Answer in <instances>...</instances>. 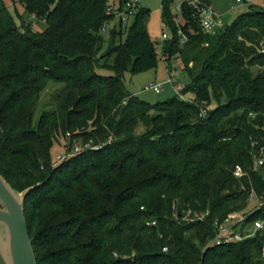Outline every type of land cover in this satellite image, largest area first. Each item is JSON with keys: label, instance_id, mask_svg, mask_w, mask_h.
Instances as JSON below:
<instances>
[{"label": "trees", "instance_id": "16d2710c", "mask_svg": "<svg viewBox=\"0 0 264 264\" xmlns=\"http://www.w3.org/2000/svg\"><path fill=\"white\" fill-rule=\"evenodd\" d=\"M174 4L162 1L169 37L160 51L144 5L126 30L119 22L103 33L109 0H0V173L17 191L32 188L24 211L37 264H264L258 236L209 244L216 222L244 210L253 187L264 192L251 147L252 138L264 143V8L251 5L208 34L189 6L179 26ZM176 54L189 76L182 92L194 101L153 104L127 89L126 72L154 69L161 55L171 67ZM51 81L64 86L35 122ZM205 101L217 107L203 118ZM62 138L102 147L55 164ZM238 163L248 175H234ZM258 217L264 208L248 221Z\"/></svg>", "mask_w": 264, "mask_h": 264}, {"label": "rangeland", "instance_id": "374dc122", "mask_svg": "<svg viewBox=\"0 0 264 264\" xmlns=\"http://www.w3.org/2000/svg\"><path fill=\"white\" fill-rule=\"evenodd\" d=\"M120 0H109L110 3L118 5ZM142 4L149 8V13L146 16V26L148 29V32L151 36V38L157 43L161 44L163 42L162 39V33L164 31V28L162 26V2L161 0H142ZM212 5L222 15V18L225 22V24H232L242 13L248 11L250 9L251 5L264 8V0H242L241 2H238L237 0H212ZM19 12L26 17L28 20H31V25L35 30H44L46 27V23L44 21H40L35 19L36 17L34 15L30 16L26 14L22 8V6L18 5ZM11 11L15 14L17 19L20 21L19 16L17 15V12L14 8V6H11ZM136 14L129 15L127 20H125L124 23V29L126 30L127 27L132 25V23L135 21ZM182 21L184 24L186 21L179 17L178 18V25L179 22ZM27 21L26 23H28ZM118 19L115 18L111 24L117 23ZM109 24V26H111ZM180 26V25H179ZM180 30V29H179ZM178 30V31H179ZM169 31V30H167ZM179 34V33H178ZM182 45V43H181ZM260 52H264V39L260 43ZM176 54L171 60H170V66L171 69L175 71L176 77H175V85L177 86L178 83H182L183 85L187 84L189 82V76L188 74L183 70V62L182 58L177 56ZM168 63L166 60H164L163 56L161 55L159 57L158 65L156 68L139 73V74H132L130 72L125 73V84L127 89L138 96L141 100H145L150 103H158L163 102L165 100H168L170 98H173L178 95V91L176 90L175 85L172 82H169L168 80ZM263 70L261 66H255L252 68L253 76L255 77L258 73H260ZM99 73L104 75H112L114 74L113 70L102 66L98 68ZM161 84L163 86V89L161 92H156L153 90L154 85ZM64 86L63 83H56L54 81H51L47 87L46 90H44L41 94V100L38 105V108L35 111L34 114V121L37 122L39 120V117L41 113L46 110L50 109L55 105V94L57 89L62 88ZM190 99L195 100V95L191 92H188L186 95ZM203 107L208 108L209 111L213 110L217 107V104L215 101L207 102L205 101L203 103ZM157 111H151L152 114H155ZM146 131V127L144 124L139 123L135 127V132L137 134H142ZM61 143H55L52 147V159L55 164H59L66 160L69 157H72L78 153L84 152L86 150H97L92 146L91 141H85L83 138H75L71 143L70 150L67 151V147L69 142L65 140L64 138L61 139ZM79 148V152H75V149ZM101 148V147H100ZM98 148V149H100ZM65 155V158L62 160H59V156ZM252 204H249L248 209L252 207ZM154 220L148 221V224L150 222H153ZM3 223L0 222V250L5 253V257L1 258L0 264H5L4 261L7 263L10 260V253H7L8 245L7 239H6V229L4 226H2ZM7 244V245H6ZM117 255V253H116Z\"/></svg>", "mask_w": 264, "mask_h": 264}, {"label": "built area", "instance_id": "2783aa9c", "mask_svg": "<svg viewBox=\"0 0 264 264\" xmlns=\"http://www.w3.org/2000/svg\"><path fill=\"white\" fill-rule=\"evenodd\" d=\"M163 0H161L162 2ZM238 2H241L242 0H237ZM143 6L142 0H126L125 3L122 4H112L109 2L108 8H107V14L112 16V19L106 23L101 29L103 33H106L108 31V28L110 27L109 24L112 23V21L117 18L118 22L125 23V20H127L129 15L136 14L137 11ZM184 6H189L193 12L194 16L196 17V20L198 21L199 27L204 33L208 34H215L225 26V22L222 18V15L217 12V10L214 8L210 0H175V4L173 6V14L176 16V20L178 21V18L183 16V8ZM117 23L111 24V26H114ZM162 26L164 28V31L162 33V39L163 42L165 39L169 37V28L166 24V21L163 20ZM180 36L181 43H184L187 40L186 34L183 32L182 29L178 31ZM159 44V50H162V45ZM165 60V56H163ZM168 80L169 82H172L175 85V71L173 68L168 66ZM184 86L182 83H178L176 87V90L178 91V95L181 99L192 102L194 99L188 98L186 95L187 93H183L182 90L184 89ZM163 89V86L161 84L154 85L153 90L158 92H161ZM209 109L202 107L200 111V117H206L208 115ZM71 144H68L67 151H69L71 148ZM94 148L98 149L102 147V145H99L97 147L93 146ZM251 147L253 148V164H252V170L256 173H260L262 175V180L264 181V143L261 142L259 139L252 138L251 141ZM79 148L75 149V152H79ZM65 158V155L59 156V160H62ZM233 173L237 178H242L246 175H248V171L244 168V166L240 163L236 164ZM252 204V207L248 209L249 204ZM264 208V192L259 193L254 187L252 188V191L250 192V196L248 198V205L247 207L242 211H235L229 213L227 218L224 221L216 222V234L215 236L209 241L210 245L214 244H224L234 241H242L247 238L252 237H260L262 238L261 242V258L264 259V217H258L256 219H253L251 221H248V217L253 214L254 212L261 210ZM192 214V210L189 209L186 213L185 219H190L189 216ZM209 214V211H206L200 215H196V218L204 219L206 215ZM195 218V219H196ZM191 220H193L191 218ZM152 225H156V221L154 220L151 222ZM164 250H167L165 247Z\"/></svg>", "mask_w": 264, "mask_h": 264}, {"label": "water", "instance_id": "95a60500", "mask_svg": "<svg viewBox=\"0 0 264 264\" xmlns=\"http://www.w3.org/2000/svg\"><path fill=\"white\" fill-rule=\"evenodd\" d=\"M32 188L15 190L0 173V222L6 229L9 262L5 264H37V257L25 216V199ZM0 250V260L5 257Z\"/></svg>", "mask_w": 264, "mask_h": 264}, {"label": "crops", "instance_id": "0c3cea01", "mask_svg": "<svg viewBox=\"0 0 264 264\" xmlns=\"http://www.w3.org/2000/svg\"><path fill=\"white\" fill-rule=\"evenodd\" d=\"M211 1V3H212V0H210Z\"/></svg>", "mask_w": 264, "mask_h": 264}]
</instances>
